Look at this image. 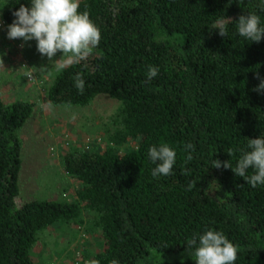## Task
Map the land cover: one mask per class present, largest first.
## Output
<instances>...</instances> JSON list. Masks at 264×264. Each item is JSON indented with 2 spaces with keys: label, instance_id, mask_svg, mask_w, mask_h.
<instances>
[{
  "label": "trees",
  "instance_id": "1",
  "mask_svg": "<svg viewBox=\"0 0 264 264\" xmlns=\"http://www.w3.org/2000/svg\"><path fill=\"white\" fill-rule=\"evenodd\" d=\"M30 3L0 0L3 21L11 24L13 12ZM79 11L90 14L101 41L87 59L54 75L47 98L84 107L105 95L120 106L103 124V149L63 158L78 184L74 201L18 203L19 133L34 105L0 97V264H36L41 233L84 225L85 213L86 232L99 233L101 249L84 252L80 264H195L188 241L207 230L237 246L235 264H264V185L253 188L232 169L211 167L212 160L235 167L248 139L264 136V92L253 91L264 79V38L251 43L236 30L248 14L264 27L261 0H80ZM218 19L226 21V37L213 29ZM150 65L159 73L146 82ZM189 142L192 161L185 159ZM161 144L176 151V163L172 175L154 178L148 149Z\"/></svg>",
  "mask_w": 264,
  "mask_h": 264
},
{
  "label": "rangeland",
  "instance_id": "2",
  "mask_svg": "<svg viewBox=\"0 0 264 264\" xmlns=\"http://www.w3.org/2000/svg\"><path fill=\"white\" fill-rule=\"evenodd\" d=\"M8 25L0 15V97L6 104L25 101L34 105L32 116L19 133L22 142V170L18 203L30 200L74 201L78 184L64 169L63 158L70 150L103 149V124L119 109V102L100 95L87 106L48 110V88L58 72L55 60L41 56L36 41L7 37ZM23 45V46H22ZM31 73V78L26 76ZM75 114V119L72 118ZM84 225L52 226L41 233L33 250L36 264H80L84 252L101 249L96 230Z\"/></svg>",
  "mask_w": 264,
  "mask_h": 264
},
{
  "label": "clouds",
  "instance_id": "3",
  "mask_svg": "<svg viewBox=\"0 0 264 264\" xmlns=\"http://www.w3.org/2000/svg\"><path fill=\"white\" fill-rule=\"evenodd\" d=\"M261 7H264V0H261ZM79 8L80 0H31L30 7L21 4L19 9L13 12L15 19L8 25L7 37L25 42L35 40L37 51L49 61H53L57 53H62L60 59L55 60L57 70L62 71L87 59L101 41L100 29L90 19V14L87 11H79ZM213 29H218L222 37L228 35L224 19H218L213 24ZM236 30L239 36L251 43H259L264 38V27L256 14L241 15L236 21ZM0 64L3 65L2 58ZM158 73L157 67L148 66L146 82H150ZM31 75L26 73L29 78ZM257 78L261 79L258 73ZM74 86L81 95L84 93L85 81L82 74L75 76ZM253 91L264 92V79H261ZM42 106L48 110L54 107L51 103ZM72 118L75 119V114ZM247 147L249 150L241 152L235 167L229 160L223 163L220 160H212L211 167L230 168L236 176L242 177L247 184L255 188L264 185V136L249 138ZM184 151L188 153L186 161H192L191 153L195 151V146L189 142L184 145ZM233 151L229 149V157ZM148 158L156 165L151 172L154 178L172 175L176 151L168 144L150 147ZM250 169L252 174L248 175ZM191 187L190 182L189 190ZM188 247L194 248L195 264H235L238 256L237 246L222 232L215 230H207L199 235L198 240H189ZM90 264H98V261L93 260ZM111 264H119V261L114 259Z\"/></svg>",
  "mask_w": 264,
  "mask_h": 264
}]
</instances>
